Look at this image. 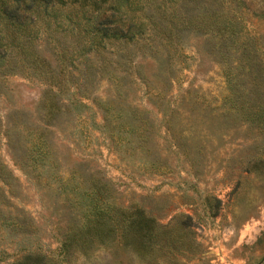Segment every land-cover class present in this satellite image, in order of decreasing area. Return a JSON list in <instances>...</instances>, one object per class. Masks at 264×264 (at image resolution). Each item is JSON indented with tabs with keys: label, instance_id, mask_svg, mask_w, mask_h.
I'll use <instances>...</instances> for the list:
<instances>
[{
	"label": "rangeland",
	"instance_id": "rangeland-1",
	"mask_svg": "<svg viewBox=\"0 0 264 264\" xmlns=\"http://www.w3.org/2000/svg\"><path fill=\"white\" fill-rule=\"evenodd\" d=\"M158 1L138 13L152 12L161 23L149 22L132 38L107 37L104 47L86 53L89 59L77 60L89 67L85 74L93 70L79 87L66 79L59 91L15 48L0 64V161L9 180L0 178L9 200L1 206L12 217L26 216L33 229L25 234L0 223V264L24 245L43 250L53 264H264V130L227 109L223 65L206 50L220 36L196 29L191 17L204 4L220 8L221 17L234 14L240 28L228 54L237 66L244 41L264 58V0H172L165 7ZM182 3L187 14H171ZM39 23L32 46L59 73L60 46ZM160 24L180 26V43L171 44ZM25 25L22 36L30 37L34 24ZM55 35L71 49L74 34ZM69 70L76 72L66 65V76ZM49 87L62 109L69 106L59 125L44 121ZM40 132L50 151L33 160L29 148ZM93 180L107 184L117 205L143 206L162 241L140 249L132 242L125 250L119 236L108 245L79 243L65 261L62 233L82 220L89 203L83 191Z\"/></svg>",
	"mask_w": 264,
	"mask_h": 264
},
{
	"label": "trees",
	"instance_id": "trees-1",
	"mask_svg": "<svg viewBox=\"0 0 264 264\" xmlns=\"http://www.w3.org/2000/svg\"><path fill=\"white\" fill-rule=\"evenodd\" d=\"M149 0H0V64L7 60L13 48L22 55V63H28L27 68H34L40 76L48 79L47 82L63 90L66 87V79L74 82L79 87L84 78H88L93 70L84 73L83 67L77 65V60L82 57L89 59L86 54L93 48L104 47L107 37L132 38L143 33L150 23H161L160 18H156L152 12L138 13ZM166 1L159 0L158 7H165ZM202 3L201 0H197ZM241 0H237L240 3ZM204 11L196 17L195 28L203 32H216L219 40H211L206 45V50L220 59L222 71L227 82V93L224 96V103H228L229 111H239L241 116L247 120L256 122V125L264 130V58L256 50L249 48L245 41L242 43V51L235 60L237 66L229 60L228 41L233 38V34L240 28V21L232 16L225 15L220 8H211L205 5ZM189 11L185 4L175 6L171 14L186 13ZM163 14L166 13L163 9ZM148 17V20H144ZM174 18V17H172ZM39 20L43 22V28L48 32V36L60 46V55L66 65L72 66L73 70L65 75V67L60 60L59 73H55L48 59L39 54L32 46V38L41 29ZM26 23H33L34 28L30 37H23L22 33ZM159 25V31L168 41L179 44L181 37L180 26ZM8 27L7 29H4ZM68 31L76 37L71 43V49L60 36L55 35L56 31ZM177 30V31H176ZM228 33V34H226ZM174 37L176 38L174 41ZM250 42V40H249ZM248 43V41H247ZM182 47V45H181ZM80 61V60H79ZM23 65V64H22ZM85 65H89L85 63ZM24 66V65H23ZM15 64L9 68L14 71ZM105 68V67H104ZM85 74V75H84ZM60 75V77H59ZM49 93L44 98L42 107L46 108L44 121L46 125H59L66 116L63 113L69 110L66 105L62 109V103L57 97V93L49 87ZM85 95V94H82ZM111 107L110 102L103 106L107 112ZM105 116V115H104ZM48 139L46 132L36 135V140L30 145V157L35 160L43 158L50 151L47 146ZM57 173L55 174L56 177ZM0 178L7 183L8 171L4 163L0 161ZM88 199V207L83 213L82 220L78 223L73 221L70 227L62 233V250L65 261L74 258L72 251L79 243L92 244L97 242L100 245L112 243L116 236L125 250L128 244L134 242L137 248H146L148 245H157L162 241L159 232L155 227V219L147 214L140 204L133 202L128 206H119L109 198L108 186L104 181L93 180L83 191ZM207 204L210 208L216 207L213 201L207 197ZM6 196L0 193V223L17 226L22 233L32 232L30 223L26 216L12 213L5 214L2 211V204H6ZM14 218V219H13ZM10 219V220H9ZM17 219V220H16ZM21 252L6 264H53L52 257L39 248H32L26 245L21 246Z\"/></svg>",
	"mask_w": 264,
	"mask_h": 264
}]
</instances>
